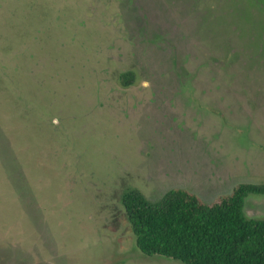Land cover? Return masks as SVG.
<instances>
[{
  "label": "rangeland",
  "instance_id": "374dc122",
  "mask_svg": "<svg viewBox=\"0 0 264 264\" xmlns=\"http://www.w3.org/2000/svg\"><path fill=\"white\" fill-rule=\"evenodd\" d=\"M240 183L264 185L263 3L0 0V264H184L138 248L123 192Z\"/></svg>",
  "mask_w": 264,
  "mask_h": 264
},
{
  "label": "trees",
  "instance_id": "16d2710c",
  "mask_svg": "<svg viewBox=\"0 0 264 264\" xmlns=\"http://www.w3.org/2000/svg\"><path fill=\"white\" fill-rule=\"evenodd\" d=\"M121 78L128 87L136 76L129 71ZM250 194H264V185L240 183L213 202L181 187L158 200L137 189L121 197L136 244L147 255L184 264H264V219L244 211Z\"/></svg>",
  "mask_w": 264,
  "mask_h": 264
},
{
  "label": "flooded vegetation",
  "instance_id": "af4514ba",
  "mask_svg": "<svg viewBox=\"0 0 264 264\" xmlns=\"http://www.w3.org/2000/svg\"><path fill=\"white\" fill-rule=\"evenodd\" d=\"M246 200H247V198H246ZM245 204H246V202H245Z\"/></svg>",
  "mask_w": 264,
  "mask_h": 264
}]
</instances>
